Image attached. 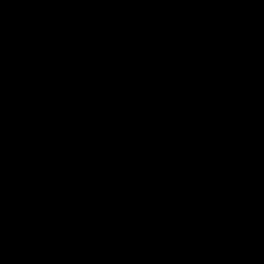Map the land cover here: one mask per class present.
<instances>
[{
	"label": "water",
	"instance_id": "1",
	"mask_svg": "<svg viewBox=\"0 0 264 264\" xmlns=\"http://www.w3.org/2000/svg\"><path fill=\"white\" fill-rule=\"evenodd\" d=\"M0 264H264V0H0Z\"/></svg>",
	"mask_w": 264,
	"mask_h": 264
}]
</instances>
